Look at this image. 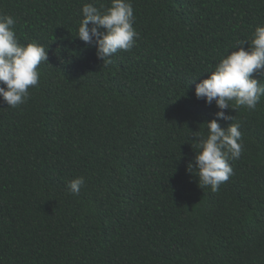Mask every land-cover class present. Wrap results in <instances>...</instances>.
<instances>
[{
  "label": "trees",
  "instance_id": "trees-1",
  "mask_svg": "<svg viewBox=\"0 0 264 264\" xmlns=\"http://www.w3.org/2000/svg\"><path fill=\"white\" fill-rule=\"evenodd\" d=\"M85 3L110 0H0L51 66L26 103L0 99V264H264V96L225 110L243 151L218 191L186 170L218 111L195 84L250 43L264 0H131L138 39L107 67L76 37Z\"/></svg>",
  "mask_w": 264,
  "mask_h": 264
},
{
  "label": "clouds",
  "instance_id": "clouds-1",
  "mask_svg": "<svg viewBox=\"0 0 264 264\" xmlns=\"http://www.w3.org/2000/svg\"><path fill=\"white\" fill-rule=\"evenodd\" d=\"M133 13L131 0H110L107 7L85 3L76 37L94 45L97 58L107 67L118 51H130L135 46L139 34L133 27ZM15 24L14 17L0 14V99L11 108L26 103L29 89L39 84V66L48 60L43 45L18 41ZM244 44L248 45L246 49L242 47ZM232 47L235 50L228 52L194 89L197 99L208 105L214 103L218 111L214 119L202 124L206 134L192 133L197 152L186 170L195 173L199 188L209 187L212 192L230 178L233 169L229 160L239 159L243 151L241 125L233 122L235 117L225 110H234L230 107L234 104L254 111L264 96V84L253 78L254 73L264 76V24L254 29L250 43L242 40ZM219 121L230 123L222 127ZM84 184V177H76L68 182L67 189L78 195Z\"/></svg>",
  "mask_w": 264,
  "mask_h": 264
}]
</instances>
